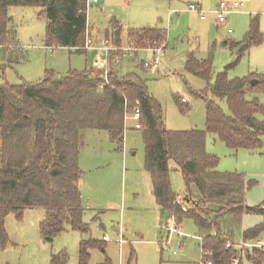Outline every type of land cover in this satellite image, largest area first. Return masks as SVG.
<instances>
[{"label": "trees", "instance_id": "trees-1", "mask_svg": "<svg viewBox=\"0 0 264 264\" xmlns=\"http://www.w3.org/2000/svg\"><path fill=\"white\" fill-rule=\"evenodd\" d=\"M12 7L40 8L47 21V47H84L88 30L86 0H0V45L8 63L24 60V53L10 28ZM123 27L112 21L105 39L122 45ZM126 37L139 48H155L167 41L159 28H128ZM94 39V37L92 36ZM264 42L258 16L242 42H224L245 54ZM83 52V49H79ZM144 69V67L141 66ZM186 70L208 82L207 91L196 96L206 103V129L173 131L165 127L161 104L150 96L146 82L132 73L119 77L111 69L110 84L101 87V71L71 72L58 78L46 72L43 80L14 86L0 84V249L8 243L5 219L14 214L22 219L26 209L42 207L45 219L41 234L52 240L67 228L89 233L80 193L82 172L78 165L81 131L106 130L112 140L123 141L126 108L140 109V125L146 147L145 170L151 191L163 216L179 226L188 217L204 233L203 262L237 264L245 261L264 264V251L236 247L227 249L246 215H259L262 221L243 231L245 241L264 238V203L249 206L246 194L257 182L239 173H223L219 160L206 150L208 135L216 136L233 150H255L262 146L264 104L249 96L264 89L258 76L230 80L226 72L211 83V59L198 60L190 54ZM252 81H258L252 85ZM209 92L211 96L207 94ZM225 101L227 111L220 104ZM174 169H171V164ZM183 174L186 190L177 194L171 172ZM186 208V210H184ZM102 247L96 240L82 241L80 264L89 261V250ZM58 260L55 257L54 263Z\"/></svg>", "mask_w": 264, "mask_h": 264}, {"label": "rangeland", "instance_id": "rangeland-1", "mask_svg": "<svg viewBox=\"0 0 264 264\" xmlns=\"http://www.w3.org/2000/svg\"><path fill=\"white\" fill-rule=\"evenodd\" d=\"M90 1L88 30L94 37V48L83 52L56 46L53 53L49 52L44 48L47 21L39 16L41 9L10 8V28L15 31L25 58L10 64L4 48L0 47V84L37 83L45 78L47 71L58 78L71 72L101 71L94 67V62L105 55L97 47L114 20L123 27V47L129 44L125 32L128 28L153 27L166 31V55L155 73L141 68V60L151 57L144 52L124 57L120 65L113 63L111 69L119 77L134 73L146 82L150 96L163 108L164 124L169 130L206 129V103L196 93L207 91L209 85L186 70L190 54L198 60L211 59V83L222 72L230 80L251 76L264 79V42L245 54L224 45L226 41L244 40L247 31L241 34L242 26L250 23V17L244 14L235 16L231 25L219 29L210 20L202 21L198 14L188 11L187 4L192 0ZM261 32L264 34V30ZM249 99L264 104V89ZM220 104L227 111L225 101ZM259 119L264 121V115H259ZM135 124L133 120L126 123L121 143L112 140L106 130L81 131L80 193L85 208L83 220L89 225V233L67 228L49 240L40 231L45 219L42 207L26 209L22 219L9 214L5 219L8 243L0 249V264H80L81 243L90 240L99 241L102 247L89 250L87 264H204L199 239L204 233L192 218H184L176 233L168 231L169 218L162 215L156 204L145 170L143 131L136 129ZM261 140L262 146L255 150L230 149L213 135H208L206 140V150L218 158L220 172L243 174L257 182L247 191L249 206L264 203V135ZM174 167L172 163L171 169ZM171 183L177 194H184L186 185L181 172L172 170ZM261 221L259 215L244 216L241 225L235 228L233 241L242 242L243 231Z\"/></svg>", "mask_w": 264, "mask_h": 264}, {"label": "built area", "instance_id": "built-area-1", "mask_svg": "<svg viewBox=\"0 0 264 264\" xmlns=\"http://www.w3.org/2000/svg\"><path fill=\"white\" fill-rule=\"evenodd\" d=\"M86 1H87V6L89 7V4L91 3V1L90 0H86ZM242 6H243V3L238 2V1L229 2V1L221 0L218 6L216 7V9L213 11L216 17L217 25L218 26L225 25L227 22L228 15L232 12V10L236 8H240ZM188 11L197 13L201 19L206 18V12L200 9V7L197 6L196 4H189ZM88 29H89V26H88ZM229 32L231 33L232 30H229ZM87 33L89 34V30H87ZM93 45H94V39L92 38V36L88 35L84 47L76 48V50H79V49L89 50L91 48H94ZM44 48L49 50V52L51 53H53L56 49L55 46H50V47L45 46ZM166 48H167V41L166 43H163L162 45L155 47V48H151V47L139 48L137 47L134 41H130L128 46L123 47V46L113 45L106 39L102 40L100 42L99 47H97V49L105 55V58L104 59L98 58L94 62V67L97 69H101V72H102L101 78L103 81L101 83V87L110 84L109 76H110V71H111V67L113 63L116 65H120L124 57L136 56L140 52L149 53L151 56L148 60H141V66L144 67L146 71H151L152 73H155L156 67L160 65L162 59L166 55L165 53ZM183 101H185V99H183ZM140 116L141 115H140L139 107H136L133 111H129L126 108L125 118H124L125 124L128 121L133 120L136 123L135 124L136 129H141L142 127L140 125ZM184 210H186V208H184ZM177 229L178 227H177L175 220L170 218L168 222V231L172 234V233H176ZM104 239H106V237H104ZM199 239L203 241V237ZM120 243L123 244L124 241L121 240ZM232 247H236L239 250L259 249V250L264 251V238L262 237L254 241H245L243 239L242 242L240 243H235L232 240L228 242L227 249H230ZM238 262L239 260L237 257L233 258L234 264H237ZM203 263L211 264L210 262H207V263L203 262Z\"/></svg>", "mask_w": 264, "mask_h": 264}, {"label": "crops", "instance_id": "crops-1", "mask_svg": "<svg viewBox=\"0 0 264 264\" xmlns=\"http://www.w3.org/2000/svg\"><path fill=\"white\" fill-rule=\"evenodd\" d=\"M95 1H97V0H95ZM220 1L221 0H192V1L188 2L187 8H188L189 4H196L197 6L200 7V9H202L206 12V18L205 19L200 18V19L202 21L210 20V23L212 25H215L219 29L231 25L232 22L235 21L234 17L237 15L244 14L246 17H250V20L253 16H258L259 20H260V29L262 31L264 30V0H240V1L239 0H225V1H229V2L238 1V2L243 3V6L240 8L233 9L232 12L228 15L226 24L223 26H218L217 21H216V17H215V14L213 13V11L216 9V7L218 6ZM208 15H209V17H208ZM249 27H250V23H249V26H248V24L245 23L242 26L241 34L245 31L248 32ZM229 30H231V29H229ZM229 30H228V32H229Z\"/></svg>", "mask_w": 264, "mask_h": 264}, {"label": "water", "instance_id": "water-1", "mask_svg": "<svg viewBox=\"0 0 264 264\" xmlns=\"http://www.w3.org/2000/svg\"><path fill=\"white\" fill-rule=\"evenodd\" d=\"M257 83H258V81H252V85H255Z\"/></svg>", "mask_w": 264, "mask_h": 264}]
</instances>
